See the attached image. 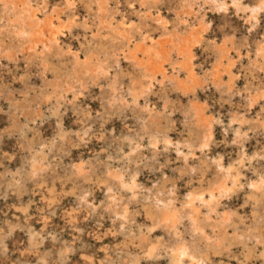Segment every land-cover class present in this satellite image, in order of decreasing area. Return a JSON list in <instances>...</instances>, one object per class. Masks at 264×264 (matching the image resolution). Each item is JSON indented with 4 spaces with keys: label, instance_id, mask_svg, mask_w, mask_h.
Here are the masks:
<instances>
[{
    "label": "bare ground",
    "instance_id": "bare-ground-1",
    "mask_svg": "<svg viewBox=\"0 0 264 264\" xmlns=\"http://www.w3.org/2000/svg\"><path fill=\"white\" fill-rule=\"evenodd\" d=\"M208 12L220 20L214 29ZM76 27L83 41L75 48L70 43L62 46ZM237 30L243 35L237 36ZM200 49L209 56L204 64L197 60ZM122 62L133 71H124ZM0 64L13 78L24 71L17 78L18 92L0 86V147L5 138L15 137L18 152L28 155L14 169L7 164L1 174L3 186L14 188L16 198L22 192L33 197L35 182L45 181L50 191L54 189L61 176L56 172L64 164L62 159L49 161L56 160L52 146L57 141L83 135L81 146L91 145V151L99 140L115 144L112 155L93 151L91 158L78 154L69 160L64 171L70 190L61 205L42 211V228L31 222L27 203L18 202L9 215L0 217V264H141L142 258L152 264H264V0H0ZM31 72L40 80L33 95L25 81ZM206 85L215 92L218 108L199 98L198 90L203 93ZM27 94L32 96L26 99ZM92 98L96 110L86 102ZM67 114L74 116L75 127L64 125ZM115 120L122 129L107 133L105 124L112 128ZM44 121L55 123L48 141ZM157 121H163L165 133ZM217 134L223 148L234 152L228 162L218 150ZM145 140L149 144L142 148ZM251 141L256 144L248 151ZM171 151L182 162L180 171L170 174L173 186L184 174L199 171L209 177L181 198L176 187L165 194L138 185V173L129 167L151 156L153 172L164 177ZM106 153L105 175L96 186L100 193L99 184L105 190L96 203L94 191L85 185L87 195L77 190L82 187L78 180L87 182L91 176L85 178L81 171ZM48 171L53 177H46ZM22 180L27 184L23 191ZM2 192L7 199L10 192ZM239 198L241 210L232 206ZM138 202L148 222L130 218V208ZM82 208L87 219L79 222ZM54 215L66 226L58 228ZM108 226L137 239V254L129 245L102 246ZM9 243L16 251L11 252Z\"/></svg>",
    "mask_w": 264,
    "mask_h": 264
},
{
    "label": "rangeland",
    "instance_id": "rangeland-1",
    "mask_svg": "<svg viewBox=\"0 0 264 264\" xmlns=\"http://www.w3.org/2000/svg\"><path fill=\"white\" fill-rule=\"evenodd\" d=\"M59 0H55V2H58ZM53 5V4H52ZM113 5V4H112ZM51 7V6H50ZM112 9V8H111ZM50 11V10H49ZM83 14V11L80 10V16ZM132 16L134 19L136 18L133 14L130 15ZM171 16H173V13L171 14ZM208 16H210L208 18V23L210 25V27L213 29L216 28L219 24H220V20L216 17H212L211 13L208 12ZM45 17L43 14H41V18ZM77 27L73 29V38L71 40H67L66 38H64V40L61 42V45L63 46V44L65 43H70L71 46L73 48H75L77 45H79L82 41H83V37L81 35V33H79V35H77ZM237 33V36H242V31L241 30H237L236 31ZM74 45V46H73ZM63 50V48L61 49ZM128 51H126L127 53ZM206 52V51H205ZM203 50H197V60L198 62H202V64H204L208 59H209V56H207V54L205 53ZM127 55V54H126ZM22 57V56H21ZM58 58V57H57ZM57 58H53V61L54 63L59 66H61V64H59V59ZM62 59L64 60V58L61 56V61ZM21 60V59H20ZM4 62V61H3ZM124 65V66H123ZM1 64H0V68H1ZM10 66V65H9ZM127 67V68H126ZM121 68L124 70V71H133L132 67H130L129 65H127L126 63H123L121 64ZM132 69V70H131ZM130 70V71H129ZM4 71V72H3ZM0 73L3 74V78H1L0 80V86L2 89H6V90H9L10 92L12 91V93H15V92H18L20 86H21V82L17 79L21 76V74H24V71L22 69H20V72H17L15 74V78H13L10 74H8V71L6 72V70H0ZM20 73V74H19ZM32 73V72H31ZM27 74L26 77H25V81L28 83L27 86L29 87V93L28 94H32L33 92L35 93H38L37 90H38V86L40 84V80L38 78L35 77V75L32 73ZM50 73H48V76L49 78L51 77V74L49 75ZM30 76V77H29ZM28 77V78H27ZM183 79V78H182ZM3 81V82H2ZM29 81V82H28ZM34 85V86H33ZM9 88H7V87ZM16 86V87H15ZM37 86V87H36ZM210 86V84H209ZM206 85L205 86V89L203 90V93L201 92V90H198L199 91V95H200V99H204L206 98L213 106L217 107L218 108V104H217V96L215 94V92H213L212 90H210V88ZM33 93V94H34ZM27 94V98L28 99L30 96L32 95H29L28 96ZM173 95H172V92H170V97L169 98H172ZM202 97V98H201ZM151 98L156 101L158 100L157 98V95H152ZM24 99V97H21V98H17L16 100L18 101H22ZM15 100V99H14ZM172 100V99H171ZM53 102H54V99H53ZM86 102L90 103V105L92 106V108H94L96 110L97 105L95 103V98H92V99H86ZM4 106V108H3ZM2 106V109H6L5 107V104ZM158 108H160V103L157 104ZM50 106H48L49 108ZM222 111H225L224 108H222ZM94 112V110H93ZM62 113V112H61ZM60 113V114H61ZM95 113V112H94ZM93 113V115H94ZM160 113V111H159ZM160 118V117H159ZM162 118V117H161ZM160 118V119H161ZM21 120L24 121V118L21 117ZM73 120H74V116L72 114H67L64 118V125L68 128H70V125L72 127H75L74 123H73ZM21 121V124L23 123ZM158 124L163 126L161 127L162 129L165 128V124L163 123V121H161L159 123V121H157ZM44 123L46 124L45 126L42 127V131L46 133V135L44 136L46 138H44L45 141H48L52 136H53V126L55 125L54 122H51L50 125L47 124L46 121H44ZM129 126L131 127V125H133L132 123L129 122ZM121 123L119 121H116L115 120V124L113 125V127L111 128V124L110 123H106L105 124V130L106 132H114V133H118L119 130L122 129L121 127ZM180 125V124H178ZM3 127H4V118L3 117H0V133L1 131L3 130ZM30 127V126H29ZM31 131L28 132V135L32 136V129L33 128H30ZM34 130V129H33ZM161 132H164L165 133V130H161ZM176 133L175 134H172L173 136H177L179 134V127L177 128V130L175 131ZM216 132H218V129H216ZM185 133V132H184ZM183 133V134H184ZM187 134V132H186ZM18 135L17 133H15V136ZM96 135H98V133L96 132ZM187 136V135H186ZM218 136V150L221 151V152H224V158L225 160L228 162L229 160V156L231 155H234V152H230V149L228 146H226V149L223 148V146H225L221 139L222 137L219 136V134H217ZM18 137V136H16ZM93 137V140H95V135H92ZM14 138L13 137L12 139H9V138H5L4 139V143L3 144L4 146L0 147V217H5V215H9L13 205L17 204L18 202L19 203H27L28 206H29V211H28V216H30L31 218V222L33 223V225L35 226L36 229H40V227L42 228L43 226V223L39 220V217H40V214L42 213V211L44 212H51L49 211L50 209H53V207L55 206H58V205H61V201L63 198H65V194H68L67 191L69 192L70 190V186H71V183L69 182V180H65V179H68L66 176L68 174V171H64V170H67V166H69V163L71 161V159H77L78 158V154L82 155L83 157H93L92 154H93V151L95 152H101L102 150L103 151H106L109 155H112L114 153V151L112 150L113 147L115 148V144H113L112 146L108 145L107 141H104L103 140H99L97 143H95L93 146L94 148L92 149L91 151V145L87 146L85 149H83V147L81 146V142L83 140V135H80V139L79 140H75L73 138H69L68 141L64 142V143H61V142H56L53 146H52V150L55 152V158L56 160H51L49 159L50 163L52 162H58L60 159L63 160L64 164L66 166H64V164H62V167L60 168H63V169H59L56 173H59L61 176L58 178V180L55 181V185H54V189L53 190H49L48 188V184L44 181L43 183L39 182H35L34 184H32L31 186V192H32V196L31 197L30 195H28L27 193L25 192H22V195L21 197L18 199L16 198L15 196V193H16V190L14 188H10V189H6L4 186H3V183L1 182V174L4 173V171L7 169V164L10 166L9 168L12 167V169L15 168V166L18 164L20 158H27L28 155H25V151L22 152H18L17 150V143L14 141ZM261 141V139H260ZM259 141V142H260ZM257 142V144L260 145V143ZM256 144V142H248L247 143V148H248V151H250L252 148H253V145L252 144ZM144 145H142V148H146L148 146L149 143H147V141L145 140L143 142ZM96 147V148H95ZM161 147V148H160ZM124 148V153L125 154H129L130 151L129 149L127 148V146H123ZM6 150V152H5ZM80 150V151H79ZM128 150V151H127ZM162 150V145H159L158 146V151H161ZM4 153H2V152ZM58 151V152H57ZM65 153V154H62V153ZM68 152V153H67ZM91 153L90 155L88 153ZM6 153V154H5ZM60 153V154H59ZM102 154L101 157L96 161V162H90L89 164H87L84 168H83V171L81 172H84L85 175V178L88 177L89 178V175L91 176L90 179L87 181L89 184V186H87V182L86 181H83L81 179L78 180V185L81 184V186L83 187L84 185L86 186V188L91 191H94L95 192V201L96 203L101 199V195H102V192L105 190L104 189V185H101L99 184V186H101V189L103 190L101 193L99 190L96 191V186H97V183L98 181L101 179V177H103V175H105V172L102 170L103 167L106 166V158L105 156H107L108 154ZM3 154V155H2ZM63 156H62V155ZM57 155V156H56ZM64 155H67V156H64ZM115 155V154H114ZM60 156V157H59ZM118 156L120 157L121 155L118 154ZM175 156V157H174ZM6 157V158H5ZM11 157V158H10ZM59 157V158H58ZM170 158V161L166 163V161L161 158L160 161H162V163H166V167H164V171L166 172L165 176L163 177L162 175L160 174H155L153 172V166H154V163H153V160L151 156H145L141 161H138V162H130V165L129 167H131L133 170H136L137 173H138V181H137V184L138 185H143L145 186L146 189H151L152 187L154 188H157L156 190H162L163 192L166 193H169V190L172 191L174 190V188L176 187V189L180 192L178 193V198H181L182 197V193H185L189 188L191 187H198L200 186L201 184H205V182L209 179L208 175H201V173L199 171H196L198 173H195L193 175H189V174H184L182 175V177H179L176 181H175V185L173 186L171 181L169 182V178H170V174L174 172H179L180 169L182 168V162H181V159L177 158V154L175 152H172L171 151V154L169 156ZM4 161H2V160ZM9 159V160H8ZM66 159V160H65ZM70 160V161H69ZM112 160V159H110ZM8 161V163H7ZM165 161V162H164ZM5 164H3V163ZM145 162H147L148 165H145ZM151 164H150V163ZM10 163V164H9ZM67 163V164H66ZM175 163V164H174ZM113 164L114 165H117V163H115V161H113ZM173 164V165H172ZM140 165H141V170L138 171V169L140 168ZM175 165V166H174ZM178 165V166H177ZM194 165V164H193ZM192 165V166H193ZM150 166L152 168H150ZM172 166V167H171ZM175 168H174V167ZM168 167V168H167ZM179 167V168H178ZM87 168V169H86ZM114 168V169H112ZM111 169L112 170H116V167H112ZM143 168V169H142ZM172 168V169H171ZM177 168V169H176ZM169 169H171L169 171ZM89 170V171H88ZM145 170V171H144ZM61 171L63 172V174L61 173ZM86 171V172H85ZM170 173H169V172ZM66 172V173H64ZM80 172V174H81ZM89 172V173H87ZM152 173V174H151ZM154 173V174H153ZM58 174V175H59ZM148 174V175H147ZM47 178H51L53 177L50 176V172L48 171L47 174H45ZM88 175V176H87ZM141 175V176H140ZM210 175V174H209ZM186 176V177H185ZM44 177V176H43ZM55 177V176H54ZM64 177V179H62ZM81 177V175H79V178ZM95 177V178H94ZM200 177V178H199ZM182 178V179H181ZM96 179V180H94ZM166 179V180H165ZM172 179V178H171ZM59 181V182H58ZM65 181V184L62 183ZM82 181V182H81ZM143 181V182H142ZM180 181V182H179ZM186 181V183H184ZM151 182V183H150ZM22 183L21 184V181H20V184H19V187L21 186L20 190L23 191L26 189V186L27 184L22 180ZM156 183V184H155ZM188 183V184H187ZM42 184V185H41ZM159 184V185H158ZM25 185V186H24ZM63 185V186H62ZM67 185V186H66ZM70 185V186H69ZM156 185V186H155ZM162 185V186H161ZM24 186V187H23ZM85 186L84 188H78L77 190H82L81 193L83 192L84 194L83 195H87L88 193V190L86 191L85 190ZM23 187V188H22ZM66 188V189H65ZM93 188V189H92ZM64 192H63V190ZM14 190V191H13ZM56 190V191H55ZM85 190V191H84ZM89 190V191H90ZM7 192L9 193L7 199L4 200L3 198V195H1L3 192ZM66 192V193H65ZM25 193V194H24ZM115 195H113L115 198L117 196L116 193H114ZM129 195V198H132L131 194L130 193H127V197ZM2 196V197H1ZM28 196V198H27ZM69 197H72L71 195ZM26 198V199H25ZM14 199V200H13ZM46 199V200H45ZM117 199V198H116ZM30 200V201H29ZM35 200V201H34ZM5 201V203H4ZM25 201V202H24ZM33 201V202H32ZM72 201V200H71ZM235 202H233L232 206L233 207H237L238 209H242L240 207V204H241V198L237 199V200H234ZM11 202V204H10ZM14 202V203H13ZM29 202V203H28ZM51 203V204H50ZM50 204V205H49ZM140 204V205H139ZM37 207H36V206ZM49 205V206H47ZM7 206V207H6ZM48 207V209H47ZM34 209V210H33ZM68 209H70V205L68 206ZM245 209L247 211H250V207L247 206L245 207ZM203 210V209H202ZM206 209H204L203 211H205ZM130 218L133 217V216H137L138 217V220L140 222H148L149 220L148 219H145V215H144V212H143V208L141 206V203L138 202V204L136 205V207H132L130 208ZM87 216V213H86V209L85 208H82L80 213L78 214V221H82L83 219H87L86 216ZM55 216V223L57 224V227L58 228H62V227H65L66 226V222H64L61 218L57 217V215H54ZM85 217V218H84ZM106 219V218H105ZM79 221V222H80ZM78 222V223H79ZM92 221L89 222V224L91 225V227H93V223H91ZM107 222H106V226H107ZM109 225V224H108ZM109 228H107V231H105L106 233V236L103 237V239L100 241V243L102 244V246L105 245V247H119L120 246H126V245H129L131 247V252L133 254H137L138 252V240L137 239H134L131 238L130 236H126L125 237V234H121L123 233L122 232V228H120V231H117V230H114L115 227H113V231H111L110 233L108 231L112 230V227L111 226H108ZM111 227V228H110ZM110 229V230H109ZM66 234V235H65ZM101 234V233H100ZM122 236H121V235ZM64 235L68 238V234L67 232H64ZM114 235V236H113ZM121 237V238H120ZM90 238V241L91 242H95V236H92V237H89ZM129 238V239H128ZM160 238H164L163 235L160 234ZM128 239V240H127ZM166 239V242L168 243L169 242V238H165ZM114 240V241H113ZM127 241V242H126ZM133 241V242H132ZM107 242V243H106ZM113 242V243H112ZM132 243V245H134L132 247V245H130ZM110 244V245H108ZM9 246V249L11 248V252H14L16 251L17 247L15 245H13L12 243L8 244ZM133 248V249H132ZM137 250V251H136ZM135 251V252H133ZM161 251V250H160ZM34 260V259H32ZM74 260H77L76 258H74ZM77 261H80V260H77ZM141 264H152L148 261V263H145V258H142L141 259ZM231 263L233 264H237L236 261H231Z\"/></svg>",
    "mask_w": 264,
    "mask_h": 264
}]
</instances>
